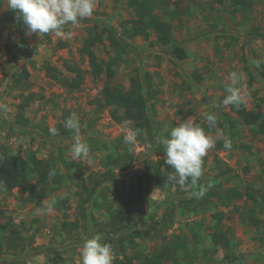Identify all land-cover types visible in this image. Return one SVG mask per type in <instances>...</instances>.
<instances>
[{"label":"rangeland","instance_id":"obj_1","mask_svg":"<svg viewBox=\"0 0 264 264\" xmlns=\"http://www.w3.org/2000/svg\"><path fill=\"white\" fill-rule=\"evenodd\" d=\"M152 2L154 14L171 24L175 40L188 55L185 59L173 56L153 28L146 35L127 37L131 47L115 64L111 83L127 88L138 71H148L156 90L149 100L156 127L147 134L146 141L137 138L135 145L126 146L132 154L127 169L108 165L107 155L124 136L125 129L133 128L132 123L117 122L109 108L97 107L96 99L108 79L105 73H93L85 53L95 33L102 35V42L90 47L103 65L120 51L111 45L108 36L110 30L125 35L124 30H130L138 20L127 0H96L90 18L77 27L66 26L65 31L72 32L70 39L52 34L42 38L26 36L24 28L14 21H0V143L28 163L20 186L10 191L0 187V264H81L83 241L99 233L96 223L105 224L109 210L116 211L125 196L136 200L140 216L122 235H114L112 247L116 254L126 243L129 245L128 236H133L138 247H129L127 254L142 255L134 264H140L163 243L169 245V258L164 264H230L223 249L213 252L211 238L218 227L231 236L238 258L234 264H264V79L260 74L264 69V0H253L250 7L242 8L234 7L229 0ZM6 10L4 0H0V16ZM21 44L26 45V54L16 59ZM48 63L70 76L68 65L81 68L85 82L77 89L68 88L49 76L45 69ZM23 66L29 72L27 82L14 85L13 79ZM233 70L245 74L239 86L247 94V108L261 103L262 116L253 125L244 124L230 105L222 103L226 78ZM194 73L202 79L198 81ZM73 112L81 121L82 139L90 149L87 158L75 161L70 154L73 133L53 136L48 132L57 123L63 130L66 116ZM207 113L217 115L216 128L223 130L224 139H230L225 117L228 114L235 120L240 137L231 141V150L224 149L223 140L217 141L206 155L202 178L220 181L224 188L237 187L242 196L227 206L215 199L206 209L194 208L179 204V199H174L173 204L168 199L167 190L182 189L178 184L165 189L152 181L141 189L144 194L149 190L151 199L140 197V173L149 161L165 158L159 141L186 119L201 123L214 135L216 128H209L204 120ZM20 115L27 118L26 122L19 121ZM32 157L55 158L61 166H65V160L71 165L66 172L72 177L65 176L45 199V203L55 201L51 213L28 200V185L34 180ZM225 168H229L228 172L222 173ZM107 171L113 174L99 188L97 205L85 202L86 194L81 199L79 176ZM248 192L259 202L253 201ZM169 205L174 209L173 220L163 228L162 215L172 210ZM252 210L260 220L258 227L249 217ZM219 211L223 212L220 220L213 215Z\"/></svg>","mask_w":264,"mask_h":264},{"label":"trees","instance_id":"obj_2","mask_svg":"<svg viewBox=\"0 0 264 264\" xmlns=\"http://www.w3.org/2000/svg\"><path fill=\"white\" fill-rule=\"evenodd\" d=\"M219 3H224L226 0H216ZM230 4L234 7H250L253 0H229ZM128 5L134 10L138 15V20H135L132 28L125 29V35L121 32L115 30H110L108 39L111 45L119 47L120 51H116V55L112 56L108 62L103 65L96 55V53L91 50V45L95 43L102 42V35L95 33L93 35L92 43L85 46V53L89 57L90 65L93 69V73L101 75L105 73L107 77L106 83L101 89L100 97L96 99V105L99 109L109 108L110 114L114 120L117 122L130 121L133 128H139L144 130L147 134L150 133L154 127H156V120L152 113L153 105L149 103V100L156 95V90L154 89V80L152 75L148 71H138L137 75H134L131 79L130 86L124 87L121 85L112 84L111 80L115 75V64L123 58V54L127 53L131 47L130 42L127 37L134 38L137 35H146L150 28L155 29L159 33V39L162 45L170 51V53L178 59H185L188 55L186 49L181 46L174 38L171 31V24L167 21H162L159 16L154 14L153 2L152 0H127ZM0 21L11 22L14 21L18 27L24 28L21 21L16 18V14L10 10H6L4 14L0 16ZM15 53V58H20L26 54V45L21 44ZM122 51V52H121ZM125 52V53H124ZM72 75L62 74L58 68L50 63L45 65L50 77L56 81H62L68 88L77 89L83 85L85 82L84 71L77 66H67ZM264 79V69L260 73ZM196 79L199 81L202 79L201 75L194 73ZM29 72L25 66L21 67L19 75L13 79L14 85H20L22 82H27ZM231 111H233L239 119L246 125H253L257 123L262 116V106L261 103L257 104L255 108L249 109L246 105H242L239 108L230 105ZM229 122V138L234 143L237 138L240 137V131L238 130L235 120L228 116ZM68 117L66 116V119ZM20 120L26 122L27 118L20 115ZM58 129V134L67 135L71 133L70 130L63 128L59 123L55 125ZM49 132V130H48ZM144 132L138 136V139L142 142L146 141L147 134ZM50 133V132H49ZM57 134V135H58ZM243 145V144H242ZM127 144L124 143V136L121 135L118 139V144L112 148V153L107 155L108 165H112L114 168L127 169L132 160V154L128 148ZM123 148V149H122ZM165 158L159 160H151L146 165V169L140 173V180L137 183V190L140 197L145 196L148 200L151 199L149 196V190L142 192L145 184L152 181L156 183L158 187L161 188H172L173 182L169 179L170 174H174V169L170 165H167ZM32 168L34 180L29 182L28 185V200L33 202L37 207L44 210L45 199L49 196L52 190L57 187L64 179L65 176L72 177L71 174L66 172V169L70 168L68 161L65 162V166H61L58 160L55 158L51 159H38L32 157ZM217 161H220L216 157ZM23 158L18 154L11 153L9 149L2 143H0V187L4 190L10 191L21 185L24 179V167L26 164ZM207 157H204V165L206 164ZM35 169V170H34ZM52 169H56V175L53 177L49 176V172ZM229 168L221 169L222 173H227ZM113 172H102L100 175L90 173L87 177L79 176V181L81 185V190H79V196L86 194L84 198L85 202H94L97 205L96 198L100 196L99 188H102L104 181L107 176L112 175ZM200 184L207 185L212 184V187L208 189L203 198L197 199L188 195L185 189L179 191L167 190L168 199H171L172 204L174 199H179V204L191 205L192 207H200L201 209H206L209 204H213L215 199H218L222 205H230L231 201L235 198L242 196V193L237 187H227L224 188L222 182H212L211 180L205 181L202 177L199 181ZM248 195L253 197V201L259 202L256 197L250 192ZM264 198V194H263ZM124 202L117 206L116 211L110 209L109 219L105 224L97 222L99 225L98 232L105 235L106 242L113 245L114 235H122L129 228L132 222H136L137 218L140 216L139 206L136 204V200L132 199L130 196L124 197ZM172 209V205H169ZM174 209L170 212L163 213L161 219V227H169L171 221L173 220ZM213 215L221 219L223 212H214ZM249 217H251L252 222L255 226L260 225V220L255 217L253 210L250 212ZM4 228V226H2ZM161 228H159L160 230ZM122 233V234H121ZM122 239L121 241H123ZM129 245L126 243L119 252L115 254L114 264H134V260H141L142 255L138 252L134 255H128L127 250L129 247L137 248L138 244L134 240L133 236H128ZM212 245L214 246L213 252L220 249L225 251V259L230 264H234L236 255H234V246L231 242V236L228 234L227 230L218 227L212 234ZM132 245V246H131ZM169 245L163 243L159 250H155L151 255L146 256V258L140 264H164L169 258ZM202 258V257H201ZM203 260V258H202ZM201 260V261H202ZM206 264V263H202Z\"/></svg>","mask_w":264,"mask_h":264},{"label":"clouds","instance_id":"obj_3","mask_svg":"<svg viewBox=\"0 0 264 264\" xmlns=\"http://www.w3.org/2000/svg\"><path fill=\"white\" fill-rule=\"evenodd\" d=\"M4 5L22 22L26 36L35 34L42 38L52 34L70 39L72 32L65 31L66 26L77 27L82 20L90 18L95 11L96 0H4ZM244 79L245 74L241 71L233 70L228 74L224 85L226 95L222 101L223 105L239 108L247 104V94L239 86ZM204 120L209 128H216L218 124L215 113H207ZM63 125L73 133L71 158L74 161L87 158L90 149L82 139V125L78 115L75 112L71 113ZM49 132L55 136L58 129L50 127ZM142 132L144 130L139 128L125 129L124 143L130 147L135 145ZM220 140H223L224 149L231 150L232 142L230 139H224L222 129L216 128L213 135L212 132L206 131L201 123L191 119L178 122L171 128L168 136L159 141L164 147L166 164L174 169V174H170L169 179L185 189L189 196L203 198L212 187L211 183L207 185L199 183L204 174V157ZM56 174V169L49 172L50 177ZM54 204L55 201L45 203L44 210L51 213ZM79 255L81 264H114L116 258L112 245L106 242L100 233L85 238Z\"/></svg>","mask_w":264,"mask_h":264}]
</instances>
